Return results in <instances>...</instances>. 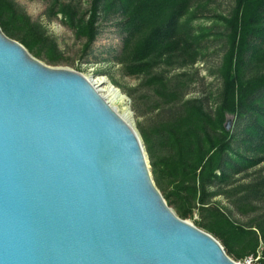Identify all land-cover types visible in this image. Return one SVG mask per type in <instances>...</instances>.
Instances as JSON below:
<instances>
[{
	"label": "water",
	"instance_id": "water-1",
	"mask_svg": "<svg viewBox=\"0 0 264 264\" xmlns=\"http://www.w3.org/2000/svg\"><path fill=\"white\" fill-rule=\"evenodd\" d=\"M0 264L238 263L168 205L140 133L89 78L0 26Z\"/></svg>",
	"mask_w": 264,
	"mask_h": 264
},
{
	"label": "trees",
	"instance_id": "trees-1",
	"mask_svg": "<svg viewBox=\"0 0 264 264\" xmlns=\"http://www.w3.org/2000/svg\"><path fill=\"white\" fill-rule=\"evenodd\" d=\"M200 0H92L82 14L70 3L53 0L49 13L62 15L85 53L97 41L99 21L117 16L123 33L118 62L130 76H144L158 97L163 118L156 133L142 132L158 188L182 219L196 223L218 239L235 260L263 249L264 174L250 170L264 162V0H233L225 26V46L218 75L222 90L217 105L208 98L186 99L184 81H173L161 70L178 64L193 68L203 54L206 32L197 33L186 19ZM0 26L35 56L62 59L57 43L42 24L34 22L14 0H0ZM228 117L237 127L228 130ZM236 132V133H235ZM242 175L245 182L237 179ZM256 175L255 177H252ZM226 196L242 214H255L248 224L233 221L212 203ZM261 208V209H260ZM261 210V211H260Z\"/></svg>",
	"mask_w": 264,
	"mask_h": 264
},
{
	"label": "rangeland",
	"instance_id": "rangeland-1",
	"mask_svg": "<svg viewBox=\"0 0 264 264\" xmlns=\"http://www.w3.org/2000/svg\"><path fill=\"white\" fill-rule=\"evenodd\" d=\"M14 1L34 22L43 25L48 36L57 43L62 53V59L56 63H52L44 54L35 56L31 53L37 60L49 67L69 69L87 78H106L107 81L119 89L125 97V100L115 101L113 105L115 104L114 106L121 114H131L129 118L141 137L143 131H152L154 134L156 133V129L159 128L163 118L166 117L161 114L162 108L158 106L159 99L154 94L152 88L145 84L144 76H130L126 74L123 66L118 62L124 35L120 26L117 25L119 22L117 16L111 15L109 20L104 18L100 19L98 24L100 35L90 50L85 53L84 46L86 39L79 38L75 30L66 23L62 15L59 14L54 16L49 13L53 0ZM60 1L62 3L73 4L82 14H86L88 17L87 11L90 9L92 0ZM233 8V0H200L196 3L186 19L195 18L192 22L193 29L197 33L206 32V36H204L202 43L203 54L201 58L193 68H181L178 64H174L171 67L163 66L161 69L165 72L169 80L186 82L182 87V93L185 94L186 99H205L212 94L213 97L205 102L209 109L217 105V96L219 97V93L222 90V80L218 75V68L222 63L225 52V40L223 36V33H225V26L220 17H228ZM231 120V129H233L237 127V122L235 124L234 119L231 118ZM241 125L235 129L236 132L241 129ZM142 140L144 142L143 137ZM149 165L152 172L150 158ZM260 170H263L262 173L264 174V162L258 167L250 170V173ZM255 176L256 175L252 177ZM236 178L242 180L243 176L238 175ZM247 179L248 178H246V180ZM246 180H242L241 182L243 183ZM158 189L163 196L168 192L160 188ZM212 203L223 209L233 221L239 224H248L255 216V214L246 215L240 213L233 206L231 201L223 195L214 198ZM170 207L179 216L177 209L174 206ZM185 220L196 226V223L200 221V216L198 212L195 211L193 218ZM202 230L207 232L204 229ZM258 252H260L261 257H263V249L260 248ZM230 258L240 264L243 262V259L235 260L233 257Z\"/></svg>",
	"mask_w": 264,
	"mask_h": 264
},
{
	"label": "bare ground",
	"instance_id": "bare-ground-1",
	"mask_svg": "<svg viewBox=\"0 0 264 264\" xmlns=\"http://www.w3.org/2000/svg\"><path fill=\"white\" fill-rule=\"evenodd\" d=\"M89 79L97 87V89L102 94V96H104V98L112 105V107H114L117 110V108L114 106L115 104L113 105V103L115 101L125 100V97L120 92V90L117 89L116 87H114L113 85H111L107 81V79L104 77H100L97 79H93V78H89ZM117 112L120 114V116H122V118L124 120H126L128 123H130L132 126H134L132 121L129 118V117H131L130 113L127 115H123L118 110H117Z\"/></svg>",
	"mask_w": 264,
	"mask_h": 264
},
{
	"label": "built area",
	"instance_id": "built-area-1",
	"mask_svg": "<svg viewBox=\"0 0 264 264\" xmlns=\"http://www.w3.org/2000/svg\"><path fill=\"white\" fill-rule=\"evenodd\" d=\"M261 259V253L257 251V253L246 257L241 264H261Z\"/></svg>",
	"mask_w": 264,
	"mask_h": 264
}]
</instances>
